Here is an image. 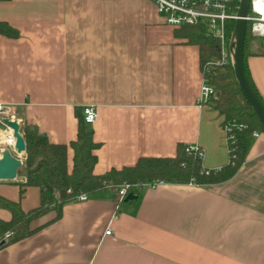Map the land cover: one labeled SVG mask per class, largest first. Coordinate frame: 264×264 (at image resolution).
I'll list each match as a JSON object with an SVG mask.
<instances>
[{"label":"crops","instance_id":"1","mask_svg":"<svg viewBox=\"0 0 264 264\" xmlns=\"http://www.w3.org/2000/svg\"><path fill=\"white\" fill-rule=\"evenodd\" d=\"M0 21L19 32L0 34V102L66 145L78 137L77 111L93 106L95 174L172 158L178 144L201 148L206 169L228 163L223 118L197 101L198 47L175 37L152 1L0 0ZM246 66L264 103L259 44L247 47ZM73 158L69 148V171ZM24 182L0 181V196L28 212L41 191L21 196ZM133 195L117 204L108 189L66 204L59 220L1 249L0 264H264V134L249 137L244 162L224 182L160 183ZM0 219L11 213L0 210Z\"/></svg>","mask_w":264,"mask_h":264},{"label":"trees","instance_id":"2","mask_svg":"<svg viewBox=\"0 0 264 264\" xmlns=\"http://www.w3.org/2000/svg\"><path fill=\"white\" fill-rule=\"evenodd\" d=\"M239 0L232 1L230 12H237ZM250 12V11H249ZM235 21L226 23V36L230 39ZM0 34L17 38L19 32L6 22L0 21ZM175 37L198 47L200 69L207 84L214 89L215 96L208 103L222 116V126L226 133L228 163L218 169L209 170L202 166V160L187 151V146L178 144L172 158H139L135 165L112 169L103 174H95L98 161L96 151L100 144L94 140L91 125L87 124L84 115L77 111L79 120L78 137L70 145L54 144L48 136L36 127L22 124L21 133L26 143L23 165L18 175L25 182L21 185V196L26 187H38L41 191V204L28 212L23 211L19 202L0 196V210L11 213V219H0V250L33 235L46 225L59 220L66 204L74 202L81 194L93 195L110 188L115 189L123 183L141 184L144 182L187 183L210 185L230 179L244 162L248 152L249 137L253 132L264 134V126L243 98L233 69L229 64L207 67V63L220 58L218 41L207 36L203 25L183 26L177 28ZM253 38L250 35V23L246 24L243 50V67L245 75L259 101L264 103L255 90L246 66L247 47ZM244 126L237 128L238 126ZM74 151L73 168L68 169V150ZM50 212L55 217L48 223L33 227V223ZM11 238L6 239V234Z\"/></svg>","mask_w":264,"mask_h":264},{"label":"built area","instance_id":"3","mask_svg":"<svg viewBox=\"0 0 264 264\" xmlns=\"http://www.w3.org/2000/svg\"><path fill=\"white\" fill-rule=\"evenodd\" d=\"M154 3L157 13L163 18L165 24L180 28L183 26L203 25L207 36H211L218 41L220 49V58L215 62L207 63L208 68L215 65H227L230 63V54L228 51L229 40L226 36V23L235 21L236 13L230 12L233 0H150ZM238 8V7H237ZM248 15L246 22L250 23V35L259 42L264 50V0H250ZM215 96L213 87L209 86L204 79L198 103H208ZM85 122L92 125L97 119V112L93 106H87L83 110ZM16 121L22 125V120L18 118L13 105L0 102V125L5 126V130L0 128V146L1 154L5 149L14 151L16 139L14 131L8 127L4 121ZM240 125L237 128H242ZM231 126L225 128V133L229 132ZM252 136L258 137L257 132H253ZM3 139V143H2ZM227 140V138H226ZM227 142V141H226ZM187 151L193 153L199 159H203L204 152L198 146H187ZM23 159V157H21ZM161 182H144L141 184L123 183L113 189L117 193V204L124 201L125 197L136 189H153ZM88 195L81 194L76 197L75 201H86ZM118 208V205H117ZM117 218V214L114 215ZM107 231L106 234H110ZM11 238V233L6 234V239Z\"/></svg>","mask_w":264,"mask_h":264},{"label":"water","instance_id":"4","mask_svg":"<svg viewBox=\"0 0 264 264\" xmlns=\"http://www.w3.org/2000/svg\"><path fill=\"white\" fill-rule=\"evenodd\" d=\"M249 6L250 0H239L234 27L229 39L228 51L230 54V65L233 69L238 88L248 106L253 110L264 126V106L250 86L243 67L244 39L247 24L246 17L249 12ZM4 123L14 131L13 135L16 139L14 151L18 157L9 149L3 151L0 157V181L12 182L17 180L19 176L18 170L23 165V159L21 157H23L26 152V143L21 133V124L9 120H5ZM0 128L3 130L6 129L3 125H0ZM135 198L136 196L129 193L124 201H130Z\"/></svg>","mask_w":264,"mask_h":264},{"label":"rangeland","instance_id":"5","mask_svg":"<svg viewBox=\"0 0 264 264\" xmlns=\"http://www.w3.org/2000/svg\"><path fill=\"white\" fill-rule=\"evenodd\" d=\"M251 44H252V47H253V46H255V45H258L259 42H258L257 40H255V39H253V40L251 41ZM216 61H217V60H216Z\"/></svg>","mask_w":264,"mask_h":264},{"label":"bare ground","instance_id":"6","mask_svg":"<svg viewBox=\"0 0 264 264\" xmlns=\"http://www.w3.org/2000/svg\"><path fill=\"white\" fill-rule=\"evenodd\" d=\"M2 143H3V139H2ZM0 157H1V146H0Z\"/></svg>","mask_w":264,"mask_h":264}]
</instances>
